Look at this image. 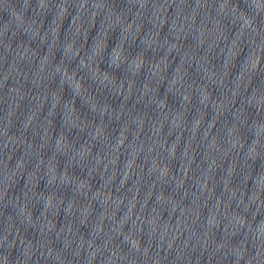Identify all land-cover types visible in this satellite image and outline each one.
<instances>
[{"label": "clouds", "instance_id": "1", "mask_svg": "<svg viewBox=\"0 0 264 264\" xmlns=\"http://www.w3.org/2000/svg\"><path fill=\"white\" fill-rule=\"evenodd\" d=\"M178 8L177 0H126L121 10L114 0H0V11L9 13L0 50L6 62L15 52L0 87V98H13L0 204L14 200L16 213L4 215L0 264H264V224L255 227L264 209V179L256 184L264 178V0H185ZM21 34L27 42L17 41ZM137 41L142 50L133 54ZM104 90L120 99L118 108L101 100ZM77 99L92 119L82 116ZM113 121L120 123L115 136ZM73 130L77 137L70 138ZM37 204L42 210L34 215ZM29 229L38 238H28Z\"/></svg>", "mask_w": 264, "mask_h": 264}]
</instances>
